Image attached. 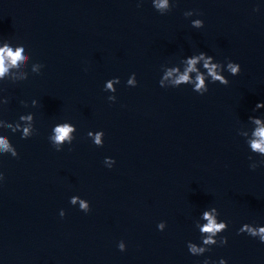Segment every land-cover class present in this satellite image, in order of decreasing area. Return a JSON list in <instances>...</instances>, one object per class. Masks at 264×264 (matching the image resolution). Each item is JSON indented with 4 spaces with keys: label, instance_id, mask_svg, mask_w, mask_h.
Listing matches in <instances>:
<instances>
[{
    "label": "clouds",
    "instance_id": "clouds-1",
    "mask_svg": "<svg viewBox=\"0 0 264 264\" xmlns=\"http://www.w3.org/2000/svg\"><path fill=\"white\" fill-rule=\"evenodd\" d=\"M152 3L153 7L161 14L169 12L172 8V5L171 7L169 5V0H152ZM193 14L192 11L184 13L185 17H190ZM191 26L200 29L204 26V22L201 19H195L191 22ZM23 52L24 49L22 47L16 48L15 51L8 46L0 48V82H4V78L10 73V69L18 68L23 62L27 61L28 57L23 55ZM198 66H202L203 71L201 67ZM39 67H43V65L39 64L34 66L33 71H37ZM224 71H227L232 76H236L239 75L241 67L238 63L232 61H228L227 64L224 65L215 61L213 56H209L204 52H199L198 54L182 59L179 65L169 67L164 75V79L175 77L172 79V87L176 88L182 85H192L194 92L199 95H204L209 91V82H218L224 86L229 84V80L222 74ZM25 79H27V77H25ZM128 83L131 84L133 81L129 80ZM162 84L163 80H160L159 85L161 87ZM107 87L111 89L112 84L108 83ZM7 103V98L0 100V104L6 105ZM36 105L37 101L33 100L32 106L35 107ZM25 107H27L26 103ZM260 108H264V103H258L256 105V109ZM21 121L25 122L24 126L20 123ZM249 122L253 127L250 130L238 132V134L246 138V143L252 153L264 157V118L250 116ZM33 125L34 114L32 113L21 115L19 120L15 123L0 119V129L6 128L11 130L12 133L20 132L21 139H28L34 135L35 131H33ZM74 130L75 126L69 122H61L53 127V134L49 136V141L56 151L62 150V145H64L65 141H68V144L72 143L73 137L71 133ZM88 136H92L91 131L88 132ZM94 139L97 145L101 144V134H96ZM0 151L3 153L10 152L13 158L18 157L16 148L5 135H0ZM249 159L251 160L252 157H249ZM262 164H264V160L253 162L250 164V168L255 170ZM0 175L3 174L0 173ZM74 202L75 199H73V203ZM81 208L86 212L88 211V205L83 201H81ZM60 215L63 217L64 213L61 212ZM219 216L220 213L216 207H210L202 212L200 219L195 223L196 228L199 230L202 243L199 245L191 241L187 243V249L191 255L202 256L209 251L212 246H224L228 243V238L220 235L228 230V222L220 220ZM165 226L164 222H160L157 225L160 231H163ZM237 234H247L252 238H258L261 243H264V226L245 223L239 228ZM217 237H219V239H217ZM119 249L121 251L125 250L122 243L119 245ZM203 264H209V261L205 260ZM219 264H227V261L222 258Z\"/></svg>",
    "mask_w": 264,
    "mask_h": 264
}]
</instances>
